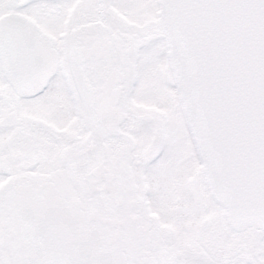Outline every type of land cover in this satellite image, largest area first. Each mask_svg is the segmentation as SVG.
Wrapping results in <instances>:
<instances>
[{"label": "snow or ice", "instance_id": "obj_1", "mask_svg": "<svg viewBox=\"0 0 264 264\" xmlns=\"http://www.w3.org/2000/svg\"><path fill=\"white\" fill-rule=\"evenodd\" d=\"M0 264H264V0H0Z\"/></svg>", "mask_w": 264, "mask_h": 264}]
</instances>
